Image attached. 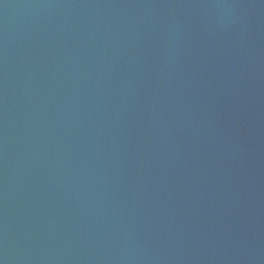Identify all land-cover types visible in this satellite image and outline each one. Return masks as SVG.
Wrapping results in <instances>:
<instances>
[{
  "label": "water",
  "instance_id": "obj_1",
  "mask_svg": "<svg viewBox=\"0 0 264 264\" xmlns=\"http://www.w3.org/2000/svg\"><path fill=\"white\" fill-rule=\"evenodd\" d=\"M0 264H264V0H0Z\"/></svg>",
  "mask_w": 264,
  "mask_h": 264
}]
</instances>
